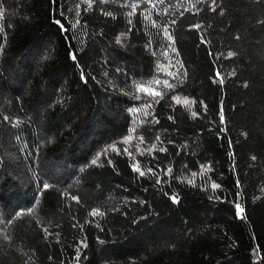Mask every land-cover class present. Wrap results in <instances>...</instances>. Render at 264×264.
<instances>
[{"label": "trees", "instance_id": "obj_1", "mask_svg": "<svg viewBox=\"0 0 264 264\" xmlns=\"http://www.w3.org/2000/svg\"><path fill=\"white\" fill-rule=\"evenodd\" d=\"M0 264H264V0H0Z\"/></svg>", "mask_w": 264, "mask_h": 264}, {"label": "rangeland", "instance_id": "obj_2", "mask_svg": "<svg viewBox=\"0 0 264 264\" xmlns=\"http://www.w3.org/2000/svg\"><path fill=\"white\" fill-rule=\"evenodd\" d=\"M178 65L175 63L171 51L165 54V60L160 66V77L149 86H144V88H140V92L142 94L148 95L151 98L156 97L155 92L162 91V88L168 86V84L172 85L173 80H178L176 71L178 70ZM167 81V83H165ZM147 89L148 91H145Z\"/></svg>", "mask_w": 264, "mask_h": 264}, {"label": "snow or ice", "instance_id": "obj_3", "mask_svg": "<svg viewBox=\"0 0 264 264\" xmlns=\"http://www.w3.org/2000/svg\"><path fill=\"white\" fill-rule=\"evenodd\" d=\"M148 2L151 3L152 0H148ZM213 3H215V0H213ZM133 7H136V5L134 4ZM153 8H155V4H153ZM213 10H214V9H213ZM109 15H111V13H109ZM55 23H56L57 25H61V27H63V25L61 24V20H56ZM173 23H175V21H173ZM193 27L199 28L200 25H198V24H197V25H193ZM168 38H169V39H172V37H171L170 35H169ZM232 55H233V53H232L231 51H229V52H228V56L231 57ZM72 59H73V60L76 59V55H75V54H72ZM216 75L219 76L220 73L217 72ZM82 79H85V77L83 76V74H82ZM221 82H223V79H221ZM165 83H167V81H165ZM168 87L171 88L172 85H171V84H168ZM141 88H144V85H141ZM145 91H148V90L145 89ZM155 95H156V96H159V95H161V93H160V92H155ZM193 114L195 115V113H193ZM5 119H7V117H5ZM220 120H221L222 122L225 120V117H224V115H223L222 112H221V115H220ZM125 151H127V149H125ZM161 151H163V149H161ZM129 155H131V153H129ZM252 158L255 159V157H252ZM92 163L95 164L96 161L93 160ZM132 168H133V171L139 172L141 176L144 175L143 170L138 166V164H133V165H132ZM149 171L151 172L152 169H149ZM43 187H44L45 189H48V188H49V184L45 183V184H43ZM212 187H213V188H219L220 185H219V184H216V183H213ZM236 195L239 196V193H236ZM72 199H73V200H78V197L73 196ZM171 199H172L174 202H178V201H177V197L174 196V195L171 197ZM235 209H236V214H237V215H241L242 213H244V209L242 208L241 204L238 203V202L235 203ZM28 211L31 212L32 209L29 208ZM95 211H96V210H94V212H95ZM16 215L19 216V215H21V213H20V212H17Z\"/></svg>", "mask_w": 264, "mask_h": 264}]
</instances>
